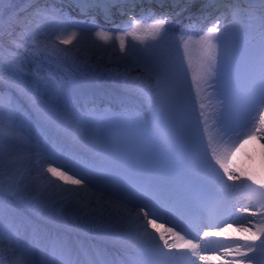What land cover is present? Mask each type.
Here are the masks:
<instances>
[{
	"label": "snow or ice",
	"instance_id": "snow-or-ice-1",
	"mask_svg": "<svg viewBox=\"0 0 264 264\" xmlns=\"http://www.w3.org/2000/svg\"><path fill=\"white\" fill-rule=\"evenodd\" d=\"M158 2L160 7L165 6V0ZM172 2L176 6L180 0ZM193 2L183 0L184 7L175 15L188 10ZM25 3L30 12L28 8L17 11L14 0H0V28L7 16L12 47L45 52L58 61L71 59L75 64L69 50L55 43L41 46L37 41L28 48V33L39 22L47 21L56 29L50 35H55L59 44L73 45L75 41L73 47H77L81 41L95 37L104 44L111 43L113 51L118 42L124 54L121 59H133L129 72L114 74L128 94L109 99L105 110L114 109V115L123 123L108 125L98 118L95 106L72 103L69 108L68 100L62 103L59 95H45L35 86L37 81L55 80L53 75L25 72L14 57L0 56V86L18 94L29 106L24 111L11 96H0V118L7 113L9 119L8 126L0 125V192L7 191L19 201L38 207V215L50 211L51 218L58 222L70 209L85 232L96 233L111 245L88 246L68 234L42 235L31 218H22L12 203L0 200V242L6 240L15 253L10 264H171L187 258L188 252L199 255V246L185 236L199 235L201 229H207L203 237L234 236L243 242L234 247L218 245L223 248V256L231 259L199 255L202 264H257L258 256L264 259V223L236 216L243 212L247 217L264 218V143H260V178L252 168L245 170L233 163L245 145L264 141V0H230V22L221 13L203 34L192 24L181 32L189 68L190 46L196 45L201 52L191 85L201 109L195 125L183 117L184 100L175 66L155 52L162 40L174 39L167 12L156 16L149 10L153 18L150 24L129 16L130 30L119 32L99 27L95 17L85 24L60 9L34 6L32 0ZM124 3L135 6V0H73L81 14L98 10L105 21L111 20L114 6ZM121 14L126 13L122 10ZM242 33L250 40L249 46L241 50L237 42ZM126 37L138 41L141 47L129 44ZM133 71L137 73L134 76L130 74ZM29 77L34 79L30 82ZM206 88L215 89L203 97L207 105L202 102ZM137 99L147 103L146 111L136 106ZM206 107L211 108L210 113L204 111ZM209 119L215 129L210 137ZM25 122L35 126V135L25 134ZM243 154L254 163L251 153ZM117 161L133 165L147 178L135 182L114 180L112 164ZM26 163L39 165L40 170L24 167L21 171ZM244 181L257 187L251 188ZM210 185L223 191L245 188L259 207L252 210L232 205L218 211L214 196L209 194ZM184 190L196 194L200 212L192 213L189 202L178 194ZM190 227L196 229L194 234ZM0 264H5L2 257Z\"/></svg>",
	"mask_w": 264,
	"mask_h": 264
},
{
	"label": "rangeland",
	"instance_id": "rangeland-1",
	"mask_svg": "<svg viewBox=\"0 0 264 264\" xmlns=\"http://www.w3.org/2000/svg\"><path fill=\"white\" fill-rule=\"evenodd\" d=\"M48 1V0H46ZM55 2H58L60 4H69L71 9L77 10L75 8V5L73 4V0H53ZM158 0H152V2H156ZM203 2L204 0H197V2ZM34 6L39 7H49L54 8L50 5V3L45 2V0H32ZM139 2V0H135V3ZM149 2V1H148ZM16 10L20 11L22 9L28 8L27 4L25 3V0H14ZM165 3L169 6L173 4L172 0H165ZM132 3H124L120 5H130ZM150 4V3H149ZM159 2L154 5L150 6H157ZM66 5V6H67ZM194 5V4H193ZM68 6V7H69ZM206 6L211 7L212 4L209 5L206 4ZM7 7V4L5 5ZM183 0L180 4V8H183ZM215 8V7H212ZM147 9V8H146ZM149 9V8H148ZM28 11H31V8H28ZM213 11V9H212ZM100 13V12H99ZM168 13V12H167ZM21 15H27V12H21ZM78 16V14H75ZM118 22L124 23L123 18H120L119 13L116 12L113 14ZM157 16L160 14H156ZM126 21V20H125ZM141 22L145 24H150L153 22L152 18L148 16L145 20H141ZM43 22H39L37 25H35L30 33H28L29 39L25 40V43L27 44L28 48H32L33 45L38 41L41 46L44 44L49 43H55V45L58 48H67L69 50V55L74 57L76 59V63L74 64L71 59L69 60H57L56 58H50V55L46 54L45 52H39L36 53L35 51H28L25 48L16 49L10 45V37L8 35L7 30V16L4 18V25L2 28H0V34L2 31H5L6 34L0 35V56L3 57H14L16 62L25 69V72L30 73H36L39 76H47L49 74L53 75L55 77V80L53 81H37L35 86L39 88L41 92H43L45 95H59L61 102L63 103L65 100H68V107L71 108L72 103H75L77 106H87L88 108H92L95 106L98 111L103 107L102 102L105 101V110L109 108V99L112 97L120 96L123 97L127 95L125 91V85L122 81L114 79V74L116 72H129L130 69L128 67L129 63L133 59V57H128L127 59H124V62L122 63H116L114 61L115 57L119 56V59L124 55L123 53H120L119 51V45L118 42H115V50L113 51L112 44H104L103 41L97 40L99 42V45L102 46L101 50H94L88 45L81 44L84 41H81L77 47L79 48V51H77V47H73V45H62L59 44V41H52L50 38H44L43 40H38V33L37 28L39 27V24ZM119 25V24H118ZM125 25H128L125 24ZM171 24L169 25V27ZM131 27V24L126 26H123V31H129ZM208 26H203V29L201 31H206ZM116 31V30H115ZM169 32L171 34V37L173 38H166L165 40H162L158 47L155 49V52L157 55H163L166 57L172 64L174 58L172 56H176L177 59V67H175L176 72L179 76V82L181 84L182 88V95L184 102L182 105L186 104L187 95L189 91L192 89V75L194 72L198 70L199 67V61H193L191 63L192 67L189 68V63L187 60H185L183 56L184 48L182 46V42L180 40V35L182 31H179L176 27L169 28ZM36 33V34H35ZM33 37L35 39H33ZM38 37V38H37ZM194 38H198V36H195ZM185 39H187V36H185ZM126 41L129 44H135L137 48H140L141 45L138 41L133 40L131 37H126ZM151 43V41H148ZM34 58L32 59V57ZM119 59H117L119 61ZM131 75H136V72H131ZM185 77V80H181V78ZM29 81L31 82L34 77H29ZM182 82H181V81ZM75 84L76 87L72 88L71 86ZM208 93H206V96ZM0 96H11L13 103L18 104L21 106L22 110L27 111L29 106L27 101H25L22 97H19L18 94L8 91L6 88L0 86ZM203 102H207V99H203ZM93 101H95V104L93 105ZM194 102H198L197 98L195 97ZM147 104V103H146ZM136 106L139 108H142L140 99L136 100ZM145 109V108H143ZM147 108L145 109V111ZM183 110V117L185 119L186 113H184ZM113 110V114H114ZM107 112V111H106ZM99 118V117H98ZM103 123L108 125L113 124H122L123 121L120 119H117V117L107 115V113L104 114L103 117L99 118ZM17 125L20 124V121H16ZM9 119L7 116V113L3 115L2 118H0V125L8 126ZM24 124H27L25 122ZM211 124H209V131H212ZM203 131V130H202ZM260 143H264V141L256 142L252 141L250 144L245 145L244 149L237 153L236 159L233 162L235 165L244 168L245 170H248L249 168L256 169L254 170L256 172V175L258 178H260L261 170H260V164L257 163L256 157H253V161H249L245 158L244 152H253L254 150L257 152L258 149H260ZM251 149V150H250ZM255 151L253 154H255ZM252 154V153H251ZM112 165L116 167L121 168H129L132 169L135 173L138 175L144 177L146 174L142 173L139 169L135 168L133 165L126 163V162H114ZM46 167V165H45ZM50 177V176H49ZM230 183V182H229ZM245 184L249 185L251 184L250 181H244ZM62 187H68V185H62ZM251 188H256L257 185L251 184ZM248 191V192H247ZM232 198L234 195H238V200L234 201V204L237 208H243V207H249L250 209L254 210L255 207H259L258 204H256L255 200L252 198V194L249 190L242 188L239 191H229ZM9 196V195H8ZM235 198V197H234ZM233 198V199H234ZM0 200H3L5 202L12 203L15 206V211L19 216L22 218H31L40 229V232L42 235H56V234H68L71 235L73 239H79L84 244L92 247H100V248H110V244L100 235L96 233H87L80 229H74L71 227H67V225H64L62 222L55 221L54 219L39 216L36 213H34L32 210H30L25 204H23L18 199H15L11 195L7 198L5 194L0 193ZM242 215L246 217L247 219L253 220L254 223L261 224L264 223V218L260 217H247L246 213L241 212ZM233 227H236V224L233 225ZM222 241H224L226 244L235 246L236 243H243L242 241H238L235 239V237H220ZM215 255H218L221 257V259H231V257H224L223 256V248L219 253H216ZM257 264H264V259H261L259 256L257 257Z\"/></svg>",
	"mask_w": 264,
	"mask_h": 264
},
{
	"label": "bare ground",
	"instance_id": "bare-ground-1",
	"mask_svg": "<svg viewBox=\"0 0 264 264\" xmlns=\"http://www.w3.org/2000/svg\"><path fill=\"white\" fill-rule=\"evenodd\" d=\"M45 2H46V0H45ZM181 2H182V0H180V2L176 6H171V8H174V7L179 6L181 4ZM149 3L151 5H154V3L157 4L158 1L152 2V0H139V2L135 3V6H133V4H130V5H120V4H118V5L114 6L112 8V10H111V20H110L111 21V24H114V21H115V19L113 17V14L116 13V12H121L122 10H125V11L126 10H130V11H135V12L138 13V12H142L144 10L143 9V7H144L145 9L146 8L147 9L149 8V9H151L153 11H158L159 13H162V12L168 11L169 8H170V6H168L166 3H165V6L164 7H160L159 4L157 6H150ZM193 4H194V6L197 5V3L196 4L193 3ZM193 4L188 8V10H190L193 7ZM66 5L67 4L65 3L62 6L66 8ZM67 6H69V4ZM69 7H72V6H69ZM193 8H194V10L193 9L191 10L192 12H191L190 19L191 20H194V23L193 24L194 25L196 24L197 26L205 21L203 19V17H205V16L208 17L212 13L211 7L206 8V5H201V6L197 7L196 9H195V7H193ZM67 9L70 10L69 8H67ZM73 12L75 14H78L79 17L81 15H83V14H81L79 12V10L78 11L75 10ZM99 14H101V13H99L98 10H92L87 15H84V17H87L89 15L92 18L95 17L97 19V18L100 17ZM187 21H189V20H187ZM181 23H183V21L182 22L180 21L178 25H180ZM36 30H37V33H38L37 35L39 37L38 40H43L44 38H50L52 41H58L56 39V36L55 35H50V33L56 31V29L54 28V26L50 22L44 21L43 23L39 24V27ZM69 31H71V29ZM5 34H6V32L5 31H2L0 35H3L4 36ZM57 34H59V33L57 32ZM65 35H67V33H65ZM73 43H76V42L74 41ZM81 44L88 45L89 47H91L95 51L96 50L98 51V50L104 49V48H102V46L99 45V42L95 38H92L89 41H84ZM248 44H249V41H247L246 46H249ZM239 49H240V47H239ZM242 49H244V48H242ZM189 56H190V59H191V63L193 61H196V60H198L200 62L201 52H200V50L198 49V47L196 45L193 44V45L190 46ZM175 57L176 56H172V58H175ZM182 57L184 58V52H183V56ZM33 58H34V56L32 57V59ZM50 58H56V57L54 55H50ZM117 59H119V56L114 58V61L116 63H118V64L124 62V59H121L120 58L119 61ZM187 62H188V60H187ZM181 80H185V77L181 78ZM208 91H209V89L206 88L205 92L202 93V98L204 96H206V93H208ZM195 97L197 98L196 91H195V89L192 88L189 91L188 95H187V98H186L187 100H185L186 101V104L185 105L183 104L182 107H181L182 109H184V113L187 114V115L184 114L185 120L188 123L192 124V125H195L196 124V121L199 119V114H200V111H201V109L199 107V103L198 102H194ZM202 102H203V100H202ZM203 103H205V102H203ZM204 111L209 112L210 111V107L207 108V109L205 108ZM200 127H201V131H202L203 130V125H201ZM23 131L25 132V134L35 135L36 132H37V129L35 128L34 125L32 127H29V125L27 123V124H24L23 125ZM213 135H214V132L208 130L207 136L210 137V136H213ZM251 148H253V152H251L252 153V158L253 157H256L257 158L256 159L257 163L260 164V151H261V149H258L257 152H256L254 150V147H251ZM254 151H255V154H253ZM24 167H32L36 171H39L40 170V166L39 165L27 164V163L25 165H23L20 170L23 171V168ZM253 170H256V169H253ZM49 178L52 179L51 177H49ZM113 179L114 180H117V176H115L114 174H113ZM57 183H60V182L57 181ZM249 185H251V184H249ZM0 193H2V192H0ZM3 194H5V196L7 198L11 195L7 191H3ZM209 194L212 195V196H214L215 203L217 205V210H220V208L224 205L225 200H227L229 197H232L229 191H223L218 186H211V185L209 186ZM64 195H68V194L65 193ZM234 197H233L234 200H238V198H239L238 195H236V196L234 195ZM15 199H17V198H15ZM228 202H229V200H227V203ZM22 203L25 204L30 210H32L34 213H36L38 215V212H39L38 207L29 206L26 202H22ZM39 216H41V215H39ZM42 216L43 217L51 218L52 213L50 211H47L46 210V211H44V213H43ZM51 219H54V218H51ZM54 220L57 221L56 219H54ZM62 223L64 225H67V227H71V228H74V229L76 228V229H80V230H83L84 231L83 224L80 221H77V220L73 219V217L71 215V210L70 209H67L66 210V216H65V219L62 221ZM150 231H152V230L150 229ZM169 242H172V241L170 240ZM185 251H187V250H185ZM189 253L190 252H188V254ZM0 257H2L5 260V264H10V262L13 261L14 258H15V253L12 251L11 247L9 246V244L7 243L6 240L3 241V242H0ZM197 264H199V261L198 260H197Z\"/></svg>",
	"mask_w": 264,
	"mask_h": 264
}]
</instances>
